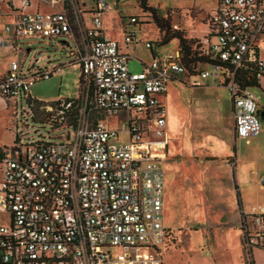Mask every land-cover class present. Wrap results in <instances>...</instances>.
I'll list each match as a JSON object with an SVG mask.
<instances>
[{
  "label": "built area",
  "instance_id": "2783aa9c",
  "mask_svg": "<svg viewBox=\"0 0 264 264\" xmlns=\"http://www.w3.org/2000/svg\"><path fill=\"white\" fill-rule=\"evenodd\" d=\"M86 1L36 0L30 12L31 0H0V19H7L0 50L26 57L22 41L39 39L68 51L66 63L46 57L25 74L11 60L0 77V98L16 122L12 146L0 149V264H163L160 248L171 242L162 224L163 99L182 75L193 86L227 89L236 138L260 135L259 103L244 75L255 74L257 85L262 78L264 0H218L198 40L207 63L187 70L176 49L156 53L137 73L103 32V15L123 0ZM123 37L132 44L135 31ZM70 63L81 77L74 98L31 96L34 82ZM111 118L118 119L116 128L106 122ZM240 230L251 264L252 248L264 250V206L242 212Z\"/></svg>",
  "mask_w": 264,
  "mask_h": 264
},
{
  "label": "crops",
  "instance_id": "0c3cea01",
  "mask_svg": "<svg viewBox=\"0 0 264 264\" xmlns=\"http://www.w3.org/2000/svg\"><path fill=\"white\" fill-rule=\"evenodd\" d=\"M82 1L88 4L86 0H79L80 3ZM38 8L41 11L51 10L42 4ZM174 27L184 30L176 25ZM130 31L125 30L123 36ZM103 32L105 34L104 25ZM107 37L118 43L121 53L127 55L129 60L135 59L127 50L122 49L117 39ZM194 37L196 36H188ZM129 46L130 44H125V48ZM2 50L14 54L12 51ZM261 52L259 56L262 60ZM156 53L160 54L153 49L151 59ZM139 62L142 69L151 60ZM178 79L180 82L171 81L169 84L177 83L182 87L171 88L168 97L165 95L163 99L167 146L165 159L160 163L163 173L162 224L171 233V242L174 240V232L178 235L184 230L199 237L217 235L219 241L211 246L210 252L225 253L235 263L240 259L242 250L239 230L241 213L248 211L244 210L243 205L247 193L243 194L241 189V185L247 186L246 176L242 171L243 160L235 150L236 140L242 139L234 135L231 99L224 87L205 84L193 86L184 75ZM258 87H261L260 81ZM258 103L260 113L262 106ZM111 119L119 124L117 118ZM111 119L106 120L108 125ZM255 139H245V142L250 144ZM237 167L241 170L238 178ZM165 215L169 218V223L172 222V215L177 216L179 224L176 230L165 225ZM213 263H216L215 259Z\"/></svg>",
  "mask_w": 264,
  "mask_h": 264
},
{
  "label": "rangeland",
  "instance_id": "374dc122",
  "mask_svg": "<svg viewBox=\"0 0 264 264\" xmlns=\"http://www.w3.org/2000/svg\"><path fill=\"white\" fill-rule=\"evenodd\" d=\"M218 0H147V4L156 10L160 17L169 16L172 29L180 27L186 30V38L196 36L193 39L198 41L202 39L206 33V15L214 13ZM36 0H31L29 11H34L36 8ZM140 7L136 6L135 0H123L118 3L117 7L108 11L102 18V23L105 28L106 36H112L117 39L124 51H128L135 59L128 61L130 72L137 73L141 71L140 60L146 62L151 60L150 51L145 46L146 42L155 43L159 39V34L156 26L152 23L151 18L147 13L142 12ZM135 18L140 25H132L130 19ZM4 20L0 19V26ZM135 31V42L125 48L123 39L124 31ZM198 37V38H197ZM39 39L23 40L22 49H29V54L25 57L23 53H7L0 50V76L8 69V64L11 60H16L21 67L23 74L26 73L28 65L35 60H41L36 65H42L47 62L46 57L52 62L66 63L68 61L67 52L61 49L56 43L44 41L39 42ZM134 48V50H132ZM177 41L172 40L161 47L154 50L164 53H173L176 51ZM137 57V58H136ZM261 58L264 62V51L261 52ZM201 68H204L202 66ZM80 69L78 65H70L62 70L60 74H55L49 79L36 81L29 88V92L33 98L42 102H52L55 100L74 98L78 92ZM189 83V82H187ZM261 87L255 86L251 88L258 102L262 106L259 113L261 134L259 138L247 144L245 140H236L235 150L238 152V157L243 160L242 171L245 173L247 186L241 185L243 194L247 193L244 199V210L250 211L252 207L264 206V186L261 185V179L264 177V78L260 80ZM188 85V84H187ZM180 88L181 85L171 83L167 86V97L171 88ZM166 108H168V98L165 99ZM19 111L17 112V115ZM263 114V116H261ZM18 121V131L21 128ZM16 122L14 121V112L11 108L5 107L4 101L0 98V149L9 148L12 146ZM109 125L116 128L114 119L109 121ZM239 165V164H238ZM241 174V170L237 167V178ZM258 181V183L256 182ZM172 222L169 223V218L165 215V225L170 226L172 230H176L179 224V219L176 215H172ZM185 228V227H183ZM240 230V227H239ZM241 231V230H240ZM187 233V234H186ZM186 234V235H185ZM174 240L169 243L168 247L160 248V257L163 264H249L245 263V256L241 250V257L235 263L225 253L214 251L211 253V246L216 245L219 239L217 235L208 237H199L195 233L184 230L178 235L173 233ZM208 243L210 245H208ZM242 247V237H241ZM144 251L146 256L150 251ZM237 253V252H236ZM239 257V256H238ZM230 258V259H229ZM251 264H264V250L261 248H252Z\"/></svg>",
  "mask_w": 264,
  "mask_h": 264
},
{
  "label": "trees",
  "instance_id": "16d2710c",
  "mask_svg": "<svg viewBox=\"0 0 264 264\" xmlns=\"http://www.w3.org/2000/svg\"><path fill=\"white\" fill-rule=\"evenodd\" d=\"M136 6L142 9V12L148 14L151 18L152 23L156 26L159 34V39L155 43H152L153 46L155 45L156 48L161 47L164 44L169 43L172 40L177 41V50L179 52V59L181 63L186 67L188 70L192 68L196 63L204 64L207 63L206 59L200 56V45L198 41H194L193 39L186 38V32L181 29H172L171 27V20L169 16L160 17L157 15L155 9L150 7L147 4V0H135ZM206 21V20H205ZM141 23H136V25H140ZM175 26V25H174ZM59 44L62 41H58ZM50 43V42H49ZM152 55L153 50L151 48L148 49ZM70 65H75V63H70ZM245 84L251 87L258 86L255 74L253 73H246L245 75ZM81 77H79L78 85H80Z\"/></svg>",
  "mask_w": 264,
  "mask_h": 264
},
{
  "label": "water",
  "instance_id": "95a60500",
  "mask_svg": "<svg viewBox=\"0 0 264 264\" xmlns=\"http://www.w3.org/2000/svg\"><path fill=\"white\" fill-rule=\"evenodd\" d=\"M263 116V114H261ZM261 185L264 186V177L261 179Z\"/></svg>",
  "mask_w": 264,
  "mask_h": 264
}]
</instances>
